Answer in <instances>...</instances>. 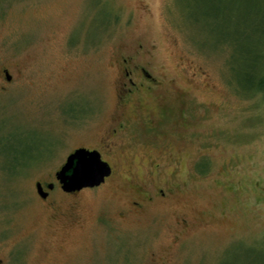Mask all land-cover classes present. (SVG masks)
<instances>
[{
	"label": "rangeland",
	"instance_id": "374dc122",
	"mask_svg": "<svg viewBox=\"0 0 264 264\" xmlns=\"http://www.w3.org/2000/svg\"><path fill=\"white\" fill-rule=\"evenodd\" d=\"M136 51L161 85L122 109ZM262 63L264 0H0V264H264ZM78 147L113 174L51 210ZM140 182L174 191L128 212Z\"/></svg>",
	"mask_w": 264,
	"mask_h": 264
},
{
	"label": "flooded vegetation",
	"instance_id": "af4514ba",
	"mask_svg": "<svg viewBox=\"0 0 264 264\" xmlns=\"http://www.w3.org/2000/svg\"><path fill=\"white\" fill-rule=\"evenodd\" d=\"M141 47V45H139ZM137 55L135 54H127L122 55L119 60V66H120V79L118 81V105H120V108H124L128 106L127 100L131 99L133 95L136 93L143 92H152L155 90H159V87L161 85V80L152 72V70L149 68V61L146 60L144 62L141 60V58L138 56V51H136ZM4 75L6 79L10 78V75L8 74V71L4 69ZM141 101H134L132 104L136 109L141 107ZM116 126L113 127L112 133L117 134L119 131H121L124 127V123L121 121H118ZM100 152V151H99ZM101 154V152H100ZM105 160L104 158H102ZM107 161V160H105ZM108 164L111 167V172L109 176H107L104 181L94 187H86L82 188L80 190L72 191V192H66L62 189L61 184L58 182V180L55 178L57 185L55 186L53 182H41L37 181L36 183L40 184V190L42 192V195L38 194V197L42 199V201L45 202V204L48 205V207L51 210H56L57 206L54 205V202L52 200H49L50 192L54 188H58L63 194V196H67L68 198H71L70 202L68 203V207L70 210H75L78 206L77 204V196L83 192V191H92L100 188L103 186L106 181L112 176L113 174V165L107 161ZM130 188L133 191V195L130 196V199H128L127 203V211L128 212H138L142 211L145 206L149 203H152L154 201L164 202L166 199L173 193V189H164L161 187H155L153 189H146V186L144 184L140 183H132ZM37 192V191H36ZM63 215L62 212H57L52 215V217L56 220H59L60 217ZM183 225L186 224V219L182 220Z\"/></svg>",
	"mask_w": 264,
	"mask_h": 264
},
{
	"label": "water",
	"instance_id": "95a60500",
	"mask_svg": "<svg viewBox=\"0 0 264 264\" xmlns=\"http://www.w3.org/2000/svg\"><path fill=\"white\" fill-rule=\"evenodd\" d=\"M110 172V165L98 150L78 147L66 156L55 178L64 191L72 192L101 184ZM36 191L42 195L39 183H36Z\"/></svg>",
	"mask_w": 264,
	"mask_h": 264
},
{
	"label": "trees",
	"instance_id": "16d2710c",
	"mask_svg": "<svg viewBox=\"0 0 264 264\" xmlns=\"http://www.w3.org/2000/svg\"><path fill=\"white\" fill-rule=\"evenodd\" d=\"M264 66V64H261ZM255 70V72H243L239 76H241L240 83L238 86L243 90H255L264 92V70Z\"/></svg>",
	"mask_w": 264,
	"mask_h": 264
}]
</instances>
